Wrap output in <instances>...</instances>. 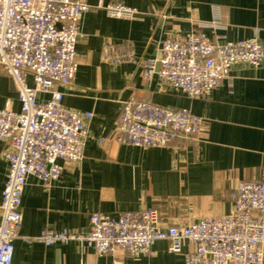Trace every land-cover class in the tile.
Listing matches in <instances>:
<instances>
[{"label":"crops","instance_id":"1","mask_svg":"<svg viewBox=\"0 0 264 264\" xmlns=\"http://www.w3.org/2000/svg\"><path fill=\"white\" fill-rule=\"evenodd\" d=\"M84 1L91 9L80 22L77 72L69 86L60 88L65 107L93 114L83 160L65 165L47 190L36 178L27 179L12 264H184L183 254L169 252L166 241L157 242L150 255L132 257L120 251L97 256L78 242L45 247L36 238L45 229L87 233L93 214L117 218L152 209L162 227L227 215L238 182L264 179V62L258 68L234 66L227 79L199 99L163 84L156 74L146 79L142 68L145 61L160 58L167 38L197 31L215 45L255 38L264 47V0ZM111 4L138 14L132 20L110 18L104 9ZM215 20L214 28L200 27ZM125 42L134 50L132 62L103 60L106 44ZM27 83L33 85L29 76ZM48 99L39 96L41 102ZM129 99L186 109L204 120V128L197 137L165 148L118 143L111 135ZM5 108L20 112L15 82L0 66V110ZM6 149L0 141V204L9 167ZM189 249L185 244L183 251Z\"/></svg>","mask_w":264,"mask_h":264},{"label":"built area","instance_id":"2","mask_svg":"<svg viewBox=\"0 0 264 264\" xmlns=\"http://www.w3.org/2000/svg\"><path fill=\"white\" fill-rule=\"evenodd\" d=\"M90 9L84 0H0V66L15 82L20 103L19 113L0 110V141L7 144L3 158L9 165L1 192L0 264H12L27 179L36 178L47 190L65 165L83 160L93 114L65 107L60 88L69 86L77 72L80 22ZM104 10L108 17L124 20L138 14L123 4ZM216 24L218 20L200 27ZM160 53L159 59L142 64L144 77L151 80L156 74L190 99L207 97L234 66L258 68L264 62V47L257 39L215 45L203 31L167 38ZM102 58L112 65L132 62L134 50L127 42L108 43ZM40 95L49 99L41 102ZM203 128L204 120L186 109L129 99L121 105L111 138L135 148H165L180 138L197 137ZM36 240L45 247L78 242L97 256L120 251L132 257L150 255L157 242L166 241L169 252L183 254L184 264H263L264 179L238 182L227 215L162 227L152 209L117 218L93 214L87 233L45 229ZM185 244L191 247L186 252Z\"/></svg>","mask_w":264,"mask_h":264}]
</instances>
